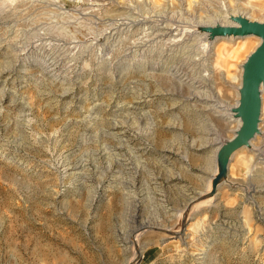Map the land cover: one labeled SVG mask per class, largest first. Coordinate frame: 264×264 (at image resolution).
<instances>
[{
    "label": "rangeland",
    "instance_id": "rangeland-1",
    "mask_svg": "<svg viewBox=\"0 0 264 264\" xmlns=\"http://www.w3.org/2000/svg\"><path fill=\"white\" fill-rule=\"evenodd\" d=\"M182 1L0 0V264H126L141 245L136 264H264V222L251 206L227 224L222 209L191 206L189 233L160 230L181 228L209 150L235 128L203 99L234 102L239 65L258 43L207 46L186 30L194 14H264V0ZM162 21L176 36L162 35ZM249 154L233 156L232 177ZM221 189L227 207L240 200Z\"/></svg>",
    "mask_w": 264,
    "mask_h": 264
},
{
    "label": "bare ground",
    "instance_id": "bare-ground-1",
    "mask_svg": "<svg viewBox=\"0 0 264 264\" xmlns=\"http://www.w3.org/2000/svg\"><path fill=\"white\" fill-rule=\"evenodd\" d=\"M103 1H105V0H103ZM106 3H109V2H106ZM183 5H185V4L182 3V6ZM259 6L261 7L260 4H259ZM186 9L188 10L189 8L186 7ZM220 10H222V7H221V9L219 7V11ZM254 10L260 11L261 8H259V7L254 8ZM232 11L228 10L226 8L223 10V12H222L224 14L223 15V18H224L223 22H222L220 17L218 19L213 20V21L212 20L211 21H202L203 16L194 14V19L197 18V20H195L194 24H192V26H193L192 29L186 30V31H188V33L189 32H191V33L197 32L198 33L197 36L200 35L201 38L203 37L205 39L204 44L207 46H210L213 42H215L217 40H221V39L235 40V39H239V38L252 37V38L258 40V43L254 47V49L246 56V58L239 65V67H240L239 83H238V85L234 86L235 87L234 102L231 103V102L222 100L219 98L220 97L219 95H215V94L209 96L208 98L203 99L204 101L202 102V106L205 109L212 110L213 112H216L219 115V117H223V118L228 119V120L231 119V121L235 122V125H234L235 128L233 127L234 129L231 130V133H232L231 136L229 138H225L223 143L228 142L231 139H233V137H235L237 132L242 127L243 120L240 116L237 115V108L239 107L240 102H241V85H242L243 65H244L247 57L261 43V38L257 35H254V34H246L243 36H235L232 34H230V35L217 34V35L212 36L208 30L210 29V27L214 28L217 26H237L238 23L235 21V19L237 17H244L250 21H259V22L264 21V14L262 15L261 19H256V18L251 17L246 11H241L238 9L235 11L234 10H232ZM173 14H172V16H173ZM173 20H175V18ZM132 22H134L135 24L136 23L139 24L138 20H134ZM163 22L164 21L159 23V25L161 24L162 35L173 36V37L176 36V35H173L174 27L170 28L172 25L169 26V24H171V23L167 24V23H163ZM186 22H188V21H186ZM125 25H128V23L127 22L120 23L117 29H119L120 26H125ZM199 28H201V31L198 30ZM207 28H209V29H207ZM180 32H181V30H180ZM170 33H172V34H170ZM175 33L176 32L174 30V34ZM109 34L110 35L108 37L115 35V33H112V32H110ZM176 34H178V32ZM178 37L177 38L175 37V39H178ZM185 37L188 38L187 36H185ZM200 37H199V39H200ZM189 38H190V36H189ZM178 40H180V39H178ZM190 41H192V40L190 39ZM200 41H201V39H200ZM215 45L216 44H214L212 46L210 56L214 57L215 62L218 63V61H220L222 58L221 53H223V52H221L219 49L214 50ZM173 75L174 76L177 75V71H174ZM263 95H264V85H261V110H260V119H259V123H258L257 133L253 136V138L251 140H249V142L246 145L238 147L236 150H234L231 153L230 159L228 160V162L225 166L226 170L223 173V175H225V176L221 180H214V177L219 174V167H218L217 162H218V152H219V149L221 147L220 146L221 144H218L219 141L216 142V147L215 148L213 147V149L211 148L212 150H209L210 154L207 156V159H206L207 167L204 168V170H208L209 173L207 172L208 174L203 178V180L205 182L203 185L204 188L201 190H198V192H196L191 197H189L188 200L186 201L185 206L178 212L177 216L181 217V224H182L180 229L172 230V229L160 228V230H163L162 232L165 235L164 239H176V238L181 239V237L183 235H186L187 233H189V231L192 230V225L190 224L191 222L189 223V221L191 220V218L193 216V214L189 213L191 206L195 207V208L199 207L200 208L199 210L206 209L207 207L210 211H213V210L220 211L222 209L223 211H220V212H222L223 216L221 217V219H219L221 224H227L226 223L227 222V216L230 214V212L235 213L237 210L241 213H247L248 212L247 206H251V207H254L256 210L257 220L264 222V200L259 199V196L264 194V103H263ZM218 98H219V100H218ZM193 99L196 100L197 98L193 97ZM219 101H222V102H219ZM115 135H119V132L115 133ZM258 135H260V136L257 137ZM207 146H209V145L205 146V143L197 145V144H194L192 142L188 145L187 149H193V150L198 151L199 149H204ZM243 149H246L247 151H251V154L242 157V159L236 160V162H235L236 164L234 166L238 170L239 177L236 176L237 178H234V177H232V174L230 172V170L232 168L230 162L232 161L233 156L237 152H239ZM193 152H195V151H193ZM193 152L185 150V152H183V153H184V156L187 157L188 159L194 160L195 158L193 156V154H194ZM195 157H196V155H195ZM184 160H185V158H184ZM242 174H243V176H242ZM223 186H226L230 190L237 191V193H239L238 195L240 197V200L237 201V203L233 207L229 208L226 205L228 203V196L222 195V193L220 191V189ZM193 202H194V204H193ZM251 220H253L252 217H246V219H245V224L248 225L246 227V229H247L246 231L248 233H250V232L252 233V230H253L250 226ZM187 224H188V226H187ZM153 227H157V226H146V227H142V228L147 229V228H153ZM157 228L159 229V227H157ZM184 228H185V230H184ZM252 238L254 239V236ZM141 246L137 247V249L139 248L140 250H138L137 253L135 254V256L131 259V261L129 260V262H127L126 264H136V261L138 260V258L141 255V248H142ZM183 246H184V244H183ZM183 248H185V247H183ZM193 255H198L197 259H200V260L204 259V253L200 252L198 250Z\"/></svg>",
    "mask_w": 264,
    "mask_h": 264
},
{
    "label": "water",
    "instance_id": "water-1",
    "mask_svg": "<svg viewBox=\"0 0 264 264\" xmlns=\"http://www.w3.org/2000/svg\"><path fill=\"white\" fill-rule=\"evenodd\" d=\"M235 21L238 23L237 26H217L207 29L212 36L254 34L261 38V43L247 57L243 65L241 102L237 108V115L242 118L243 124L233 139L220 145L219 174L214 180H219L223 176L231 153L238 147L246 145L257 133L260 119L261 85H264V21H250L244 17H237Z\"/></svg>",
    "mask_w": 264,
    "mask_h": 264
}]
</instances>
